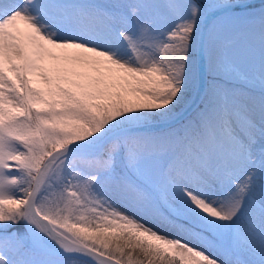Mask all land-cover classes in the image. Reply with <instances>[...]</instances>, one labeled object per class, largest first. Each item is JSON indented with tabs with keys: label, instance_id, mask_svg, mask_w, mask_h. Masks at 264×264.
Wrapping results in <instances>:
<instances>
[{
	"label": "snow or ice",
	"instance_id": "1",
	"mask_svg": "<svg viewBox=\"0 0 264 264\" xmlns=\"http://www.w3.org/2000/svg\"><path fill=\"white\" fill-rule=\"evenodd\" d=\"M0 264H264V0H0Z\"/></svg>",
	"mask_w": 264,
	"mask_h": 264
},
{
	"label": "water",
	"instance_id": "2",
	"mask_svg": "<svg viewBox=\"0 0 264 264\" xmlns=\"http://www.w3.org/2000/svg\"><path fill=\"white\" fill-rule=\"evenodd\" d=\"M186 113L185 112H180L179 115H178V119L183 117Z\"/></svg>",
	"mask_w": 264,
	"mask_h": 264
},
{
	"label": "rangeland",
	"instance_id": "3",
	"mask_svg": "<svg viewBox=\"0 0 264 264\" xmlns=\"http://www.w3.org/2000/svg\"><path fill=\"white\" fill-rule=\"evenodd\" d=\"M154 227H156V225H153ZM159 230H161V231H166L165 229H159ZM171 234V233H170Z\"/></svg>",
	"mask_w": 264,
	"mask_h": 264
},
{
	"label": "trees",
	"instance_id": "4",
	"mask_svg": "<svg viewBox=\"0 0 264 264\" xmlns=\"http://www.w3.org/2000/svg\"><path fill=\"white\" fill-rule=\"evenodd\" d=\"M180 113V112H179Z\"/></svg>",
	"mask_w": 264,
	"mask_h": 264
}]
</instances>
